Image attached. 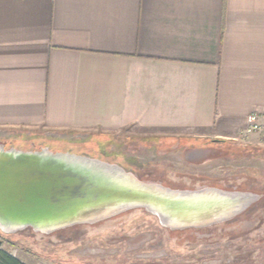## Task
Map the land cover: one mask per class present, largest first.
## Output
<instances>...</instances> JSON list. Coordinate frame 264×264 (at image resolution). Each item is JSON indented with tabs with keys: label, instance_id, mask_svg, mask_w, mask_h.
Returning <instances> with one entry per match:
<instances>
[{
	"label": "crops",
	"instance_id": "crops-1",
	"mask_svg": "<svg viewBox=\"0 0 264 264\" xmlns=\"http://www.w3.org/2000/svg\"><path fill=\"white\" fill-rule=\"evenodd\" d=\"M264 113V0H0V136L233 139Z\"/></svg>",
	"mask_w": 264,
	"mask_h": 264
},
{
	"label": "rangeland",
	"instance_id": "rangeland-1",
	"mask_svg": "<svg viewBox=\"0 0 264 264\" xmlns=\"http://www.w3.org/2000/svg\"><path fill=\"white\" fill-rule=\"evenodd\" d=\"M49 132L0 136L6 149L70 152L121 166L138 179L172 189L216 187L253 195L235 216L204 227L171 229L143 207L50 232L0 230V250L20 264H264V134H244L199 151L156 143L140 131ZM198 145V146H197ZM200 145V146H199ZM201 154V155H199ZM201 156V157H200Z\"/></svg>",
	"mask_w": 264,
	"mask_h": 264
},
{
	"label": "water",
	"instance_id": "water-1",
	"mask_svg": "<svg viewBox=\"0 0 264 264\" xmlns=\"http://www.w3.org/2000/svg\"><path fill=\"white\" fill-rule=\"evenodd\" d=\"M252 199V194L216 187L172 189L144 182L117 164L82 154L0 145L3 232L24 227L50 232L134 207L145 208L168 228H197L235 216Z\"/></svg>",
	"mask_w": 264,
	"mask_h": 264
},
{
	"label": "built area",
	"instance_id": "built-area-1",
	"mask_svg": "<svg viewBox=\"0 0 264 264\" xmlns=\"http://www.w3.org/2000/svg\"><path fill=\"white\" fill-rule=\"evenodd\" d=\"M242 131L244 134L253 132L264 134V113L256 111L250 112L246 117L245 126Z\"/></svg>",
	"mask_w": 264,
	"mask_h": 264
},
{
	"label": "trees",
	"instance_id": "trees-1",
	"mask_svg": "<svg viewBox=\"0 0 264 264\" xmlns=\"http://www.w3.org/2000/svg\"><path fill=\"white\" fill-rule=\"evenodd\" d=\"M224 142L225 141L222 139H212L210 140L211 144L205 146L219 147V145ZM0 264H20V261L10 253L4 250H0Z\"/></svg>",
	"mask_w": 264,
	"mask_h": 264
}]
</instances>
